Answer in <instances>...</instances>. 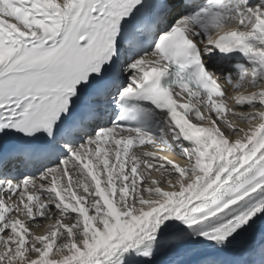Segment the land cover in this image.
<instances>
[{
  "label": "snow or ice",
  "instance_id": "snow-or-ice-1",
  "mask_svg": "<svg viewBox=\"0 0 264 264\" xmlns=\"http://www.w3.org/2000/svg\"><path fill=\"white\" fill-rule=\"evenodd\" d=\"M0 264H264V0H0Z\"/></svg>",
  "mask_w": 264,
  "mask_h": 264
},
{
  "label": "bare ground",
  "instance_id": "bare-ground-1",
  "mask_svg": "<svg viewBox=\"0 0 264 264\" xmlns=\"http://www.w3.org/2000/svg\"><path fill=\"white\" fill-rule=\"evenodd\" d=\"M168 155H171V153H168Z\"/></svg>",
  "mask_w": 264,
  "mask_h": 264
}]
</instances>
